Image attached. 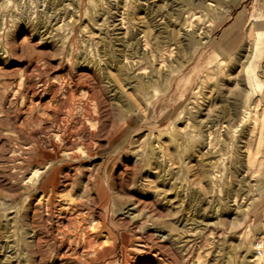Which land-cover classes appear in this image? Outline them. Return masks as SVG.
I'll use <instances>...</instances> for the list:
<instances>
[{
    "label": "rangeland",
    "instance_id": "obj_1",
    "mask_svg": "<svg viewBox=\"0 0 264 264\" xmlns=\"http://www.w3.org/2000/svg\"><path fill=\"white\" fill-rule=\"evenodd\" d=\"M195 3L0 0V264H264V0Z\"/></svg>",
    "mask_w": 264,
    "mask_h": 264
},
{
    "label": "built area",
    "instance_id": "obj_2",
    "mask_svg": "<svg viewBox=\"0 0 264 264\" xmlns=\"http://www.w3.org/2000/svg\"><path fill=\"white\" fill-rule=\"evenodd\" d=\"M255 257L256 258H262L264 256V248L261 244H258L256 247H255Z\"/></svg>",
    "mask_w": 264,
    "mask_h": 264
},
{
    "label": "bare ground",
    "instance_id": "obj_3",
    "mask_svg": "<svg viewBox=\"0 0 264 264\" xmlns=\"http://www.w3.org/2000/svg\"><path fill=\"white\" fill-rule=\"evenodd\" d=\"M203 3H204V0H196V3H195V4L201 6ZM204 4H205V3H204ZM216 4H217V3H216ZM206 5H207V4H206ZM204 6H205V5H204ZM213 6H214V5H213ZM218 6H219V5H218ZM206 7H207V6H206ZM206 7H205V8H206ZM205 8H204V9H205ZM201 9H202V8H201ZM208 10H209V9H208ZM214 10H217V9H214ZM200 11H201V10H200ZM214 12H215V11H214ZM190 13H191V12H190ZM192 14H193V13H192ZM189 15H190V14H189ZM189 15H188V17H189ZM203 15H204V14H203ZM201 16H202V15H201ZM190 17H191V16H190ZM203 17H204V16H203ZM203 17H201V18H203ZM200 20H202V19H200ZM205 20H206V19H205ZM202 22H203V21H202ZM205 22H206V21H205ZM256 28H257V27H256ZM255 30H256V29H255ZM257 31H258V30H257ZM192 33H193V32H192ZM255 33H256V31H255ZM252 34H253V33H252ZM252 34H251V35H252ZM256 36H257V35H256ZM256 36H255V37H256ZM193 37H194V36H193ZM203 37H204V35H203ZM250 37H251V36H250ZM257 37H258V36H257ZM195 38H196V37H194V39H195ZM258 38H259V37H258ZM196 39H197V38H196ZM246 39H247V38H246ZM253 39H254V38H253ZM250 40H251V39H250ZM257 40H258V39H257ZM197 41H198V40H197ZM197 41H196V42H197ZM246 41H247V40H246ZM248 41H249V40H248ZM198 42H199V41H198ZM196 44H198V43H196ZM262 258H263V257H262Z\"/></svg>",
    "mask_w": 264,
    "mask_h": 264
}]
</instances>
